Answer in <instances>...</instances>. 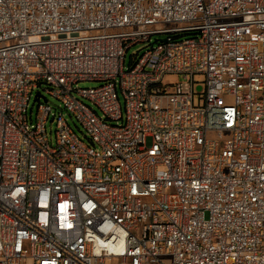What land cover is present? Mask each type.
I'll list each match as a JSON object with an SVG mask.
<instances>
[{
	"label": "built area",
	"instance_id": "1",
	"mask_svg": "<svg viewBox=\"0 0 264 264\" xmlns=\"http://www.w3.org/2000/svg\"><path fill=\"white\" fill-rule=\"evenodd\" d=\"M0 264H264V0H0Z\"/></svg>",
	"mask_w": 264,
	"mask_h": 264
},
{
	"label": "rangeland",
	"instance_id": "2",
	"mask_svg": "<svg viewBox=\"0 0 264 264\" xmlns=\"http://www.w3.org/2000/svg\"><path fill=\"white\" fill-rule=\"evenodd\" d=\"M145 51H146V45H144V44H139L136 47L132 48L128 52V55H127L126 67L127 68L129 67L132 56L137 55L138 53H141L142 54ZM195 81L203 82L204 81V76L197 75L195 77ZM184 82H185V80L183 79V77L181 75L170 74V75L165 76V78L163 80V85L164 86H167V85H175V84H180V83H184ZM97 86H99V84L90 83V82L81 83L79 85L80 88H94V87H97ZM37 92H38V90L35 91V95H36ZM120 96H121V100L123 102L124 101L123 100V96L121 94H120ZM49 100H50V102H51L52 105L58 106V107L60 106V102L59 101H57V100H55L53 98H50V97H49ZM33 102H34V100H33ZM33 102H32V105H33ZM67 119L69 120L72 128L80 136H84L85 135L84 134V130L82 129V127L80 126V124L76 120H72L68 115H67ZM53 129L55 130V124L53 125Z\"/></svg>",
	"mask_w": 264,
	"mask_h": 264
}]
</instances>
